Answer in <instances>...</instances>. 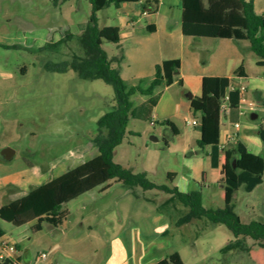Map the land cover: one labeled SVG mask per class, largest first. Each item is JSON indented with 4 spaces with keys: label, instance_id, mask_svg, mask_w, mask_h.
Masks as SVG:
<instances>
[{
    "label": "rangeland",
    "instance_id": "obj_1",
    "mask_svg": "<svg viewBox=\"0 0 264 264\" xmlns=\"http://www.w3.org/2000/svg\"><path fill=\"white\" fill-rule=\"evenodd\" d=\"M170 3L172 7L168 0L161 6L158 37L144 29L150 19L138 5H110L97 13L101 27L132 33L118 44L105 40L102 45L113 66L126 57L118 65L124 80L152 76L156 61L177 52L176 41L167 51L159 50L167 16L173 19L170 24L181 20L182 0ZM260 3L264 7V0H259L258 10ZM92 14L88 0H0V208L99 154L94 145L97 123L114 106L113 88L102 80H83L72 70L56 73L45 68L47 63L85 55L79 25ZM131 19L134 29L125 24ZM231 42L202 40L209 51L197 56L201 64L224 66V56L229 62L243 54L256 69L258 57L250 43ZM182 79V86L176 83L163 92L152 122L130 119L113 161L134 173L146 172L156 185L201 192L207 209L223 208L224 168L214 177L210 149L197 145L202 124L201 112L195 114L194 107L205 82L200 77ZM242 110L247 111L245 105ZM256 114L254 120L245 112L240 123L251 138L250 151L264 157V115ZM7 148L15 151L10 162L2 156ZM110 184L107 191L95 189L67 204L61 226L44 224L38 231L35 222L19 227L0 219V227L29 264H153L160 259L162 264H264V248L253 241L250 254L222 253L234 239L224 225L206 219L179 224L189 209L170 195L140 188L133 195L121 183ZM235 203L243 223L264 221V176L252 193L242 187ZM43 253L46 258L39 259Z\"/></svg>",
    "mask_w": 264,
    "mask_h": 264
},
{
    "label": "trees",
    "instance_id": "obj_2",
    "mask_svg": "<svg viewBox=\"0 0 264 264\" xmlns=\"http://www.w3.org/2000/svg\"><path fill=\"white\" fill-rule=\"evenodd\" d=\"M93 14L86 24L79 25L82 35L80 44L85 55H75L62 63H47L46 70L66 73L69 70L87 81L102 80L114 90V106L98 121V133L94 145L98 156L78 167L31 189L25 196L0 208V219L14 226L35 222V230H42L44 224L58 227L68 216L65 206L71 201L95 189L107 191L114 181L128 187L134 195L137 188L143 191H160L178 200L189 209L179 224L194 219H206L216 225H224L234 239L221 249L226 254L239 251L250 254V241L264 248V221L243 223L235 203L236 193L243 187L252 193L263 183L264 157L251 152L238 141L232 148L225 150L224 206L207 209L203 206L201 192L184 193L178 187L156 185L148 179L146 172L134 173L113 161L115 149L123 143L130 119L153 121V113L163 92L174 84L175 73L180 69L179 60H167L155 66L152 76L124 80L118 65L124 56L113 66L112 60L102 48L103 42H120L117 27H101L97 13L110 5L120 8L124 3H139L143 0H88ZM157 9L158 0H147ZM146 6V5H145ZM144 6V7H145ZM182 33L192 38L233 39L248 41L250 48L258 57L257 65L264 68V12L257 13L253 0H182ZM151 32V30H148ZM241 66L234 76L242 79ZM233 78L209 77L205 82V110L201 124L203 136L197 145L210 149L211 170L216 177L221 155V129L224 116L222 106L229 95L228 118L230 123H239L241 96L239 92H229ZM178 84L183 85L182 80ZM264 142V130H260ZM137 198V197H136ZM6 232L0 227V238ZM18 250L20 246L17 245ZM0 264H21L19 258H6Z\"/></svg>",
    "mask_w": 264,
    "mask_h": 264
},
{
    "label": "crops",
    "instance_id": "obj_3",
    "mask_svg": "<svg viewBox=\"0 0 264 264\" xmlns=\"http://www.w3.org/2000/svg\"><path fill=\"white\" fill-rule=\"evenodd\" d=\"M147 0H143L142 2L139 3H124L121 5L120 8H122L125 4H135L138 5L142 8V16L148 17L150 19V22L146 23L144 29L150 33L151 35H155L158 37L160 33L159 25L158 22L160 21V16H161V6L163 5L164 2L167 0H158V6L157 9L154 11L155 5L153 4L152 6L148 5L146 3ZM254 1V7L255 11L257 13H263L264 12V7L261 6L260 3V10H258V3L259 0H253ZM169 7H172V3H170V0H168ZM146 5V6H145ZM145 6V7H144ZM119 9V8H118ZM166 17V16H165ZM173 20L170 18V16H167V19L165 20L168 21V25L165 26V30L163 32V38L162 42L160 43L159 50L161 53L165 50L167 51L170 46L175 44V41L178 43L177 52H174V56L170 58H163L156 61L154 63V68L157 64L162 63L163 61L167 60H179L180 61V69L178 71V74H176L175 82L174 84H178L179 79L186 78V77H200L204 82H206V79L209 77H228V78H238L237 76H234V73L242 66L243 69V78L240 79L239 83H251L250 89L252 92H250V96L254 94V96H251L252 100H256L261 104L260 109L257 112H251L252 115L256 113H261L264 115V102H263V97H264V68L259 67L257 65L258 59L255 60V65L256 69L253 67V62L251 60H246L243 54H238L235 59L227 62L226 56H224V66L221 64L220 66H211V63L209 64L204 63L203 65L201 64L199 58L197 57L200 55L201 51H206L208 52L209 50L204 49L201 46V41L206 39V38H192V37H186L182 33V8H181V20L179 21H174L170 24V22ZM126 26L132 27L133 29L135 28V21L133 19L125 21ZM176 26V28H175ZM119 29L120 32V42H122L124 39H126L128 36L132 35H126L121 33V29ZM140 30L143 29V27L139 28ZM151 30L149 32L148 30ZM180 29V35H179V30ZM233 39H224V45L232 43ZM163 41H165V44H163ZM228 44V45H229ZM232 45V44H231ZM248 47V46H247ZM250 47V46H249ZM164 48V49H162ZM248 49V48H247ZM187 56V57H186ZM126 57L124 56V61ZM261 69V70H260ZM179 76V77H178ZM141 78V77H140ZM182 82L184 84V80L182 79ZM173 84V85H174ZM171 85V86H173ZM170 86V87H171ZM169 88V87H168ZM194 96H191V99H194ZM205 98H206V89L205 92L201 97L198 98L199 102L198 104L194 107V113L198 114L201 112V120L202 116L204 114L205 110ZM161 101V98L158 102V105ZM157 105V106H158ZM156 106V108H157ZM155 108V109H156ZM247 111L242 110V105L240 106V118H239V125L240 128L236 129L233 123H230L227 118L228 114L224 116V120L222 121V129H221V146L223 147L220 158H219V172L222 170V167L224 168L225 172V150H228L233 147L234 144H236L238 141L242 142L248 149L249 147H252L253 144L251 142V138L249 135H246V133L243 130V126L240 123L241 120L243 119V115L245 112H250L247 107ZM155 111V110H154ZM154 114V113H153ZM257 115V114H256ZM154 117V115H153ZM258 118V115H257ZM256 118V119H257ZM254 119V120H256ZM236 124V123H235ZM264 126V125H263ZM261 127V129L264 130V127ZM202 136H203V128H202ZM202 138V137H201ZM245 140V142L243 141ZM247 142V143H246ZM221 148V147H220ZM250 150V149H249ZM210 152V151H209ZM252 152V151H251ZM217 174V176H218ZM226 174V173H225ZM225 181V179H224ZM223 181V182H224ZM18 187L21 188L20 184H17ZM179 188V187H178ZM23 191H26L24 188H21ZM181 192V188H179ZM29 191H27L28 193ZM3 239L7 240L6 236L2 237ZM14 258H19L21 260V264H29L27 261V258L25 254L21 252V250L18 251V253L15 255ZM167 259H164L163 261H166ZM161 259L158 261H155L153 264H162Z\"/></svg>",
    "mask_w": 264,
    "mask_h": 264
},
{
    "label": "built area",
    "instance_id": "obj_4",
    "mask_svg": "<svg viewBox=\"0 0 264 264\" xmlns=\"http://www.w3.org/2000/svg\"><path fill=\"white\" fill-rule=\"evenodd\" d=\"M240 79L239 78H233V81L229 87V92H239L240 96H241V105H245L247 107V109L250 112H257L260 107L261 104L256 101V100H252L251 95L250 96V85L251 83L247 82V83H239ZM229 95H226V98L224 99V103L222 106V115L226 116L228 114V106H227V101H228ZM192 125L194 126H198L199 123L197 121H193ZM236 129L240 128V125L238 123L234 124ZM221 149H223V147L221 146ZM18 248H17V244L14 243H9L7 240L0 238V260L6 259V258H14L15 255L18 253ZM39 259H44L46 258V254L43 253L41 255H39L38 257Z\"/></svg>",
    "mask_w": 264,
    "mask_h": 264
},
{
    "label": "water",
    "instance_id": "obj_5",
    "mask_svg": "<svg viewBox=\"0 0 264 264\" xmlns=\"http://www.w3.org/2000/svg\"><path fill=\"white\" fill-rule=\"evenodd\" d=\"M178 74V72L175 73V75ZM257 118V115L256 114H253L252 115V119H256ZM2 156H3V160L7 161V162H10L14 159L15 157V151L10 149V148H7L5 149L3 152H2Z\"/></svg>",
    "mask_w": 264,
    "mask_h": 264
}]
</instances>
